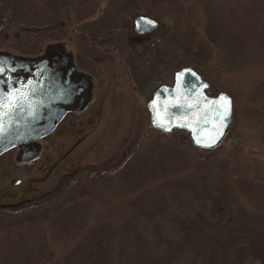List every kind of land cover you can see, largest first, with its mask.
Instances as JSON below:
<instances>
[{"label":"rangeland","instance_id":"1","mask_svg":"<svg viewBox=\"0 0 264 264\" xmlns=\"http://www.w3.org/2000/svg\"><path fill=\"white\" fill-rule=\"evenodd\" d=\"M140 16L160 29L137 36ZM213 27L222 34L215 42L207 36ZM55 42L92 76L94 102L41 143L34 163L0 161V206L41 203L0 211V264L81 257L118 264L133 256L137 264H165L158 245L173 237L172 246H181L168 264L190 257L264 264V0H0V52L44 54ZM183 68L200 73L211 95L235 102L229 136L215 151L193 148L183 132L150 127L148 101ZM143 161L159 169L140 173L134 186L133 168ZM17 178L23 184L13 187ZM62 210H74L67 232L48 221ZM127 220L134 222L130 246L122 240ZM8 234L29 255L16 253ZM153 254H160L154 263Z\"/></svg>","mask_w":264,"mask_h":264},{"label":"water","instance_id":"2","mask_svg":"<svg viewBox=\"0 0 264 264\" xmlns=\"http://www.w3.org/2000/svg\"><path fill=\"white\" fill-rule=\"evenodd\" d=\"M147 21H152L153 23L149 24ZM134 29L138 35L146 36L157 31L159 29V23L150 17L140 16L134 21ZM50 54L56 55L55 52H49L48 48L45 55L40 59L26 60L17 58L9 53L0 52V62L15 69V71L0 77V96L7 97L9 92L19 90L21 85L23 88L29 86V89L24 92L32 97L31 102L33 111L38 117L40 115L39 113L42 111V107L45 105L41 90L46 87L50 64L54 60L53 58H50ZM180 73H184V75L181 78V88L177 90V76ZM191 73H195V76ZM5 78H9L10 81H5ZM20 79L25 81L18 86L17 84ZM29 82L31 83L29 84ZM201 85H207V87L201 88ZM31 88L35 89L33 94H30ZM209 88V84L205 82L194 69L185 68L177 71L174 75L173 85L161 86L158 88L154 93L152 100L147 104L152 128L167 135H170L174 131L186 132L189 135L192 145L198 150L212 151L217 149L223 143L228 134L233 119L234 106L232 98L227 94L222 93L216 97L209 96ZM178 91L188 95L190 99L193 95L200 93L207 97L208 101H215L221 95L228 97L231 101V111L225 122L226 126L220 129L219 125L222 122L211 113L208 114L207 121L200 119L199 116L193 117V112L196 111V109L180 106V104L183 103L182 101L180 104L174 103V101L177 100ZM157 98L159 99L157 100V108L154 113L150 105L152 101ZM27 103L28 99L26 98L25 100L20 101V107L12 109L7 106V101H5V107L2 112H0V121H2L4 129L3 134L0 135V141L9 136L13 130L20 133L23 139L22 144L42 140L45 135L49 134L57 127L65 113L59 111V116L52 119L50 118L46 123L36 124L35 126L29 124L22 125L20 119L23 116H26L22 111L25 108L22 104ZM203 107L204 105L202 104L201 108ZM32 117L33 115H31V118ZM159 120L165 121L167 126L171 127V131H166L164 127L158 126ZM179 124H187L189 126H177ZM193 128L195 131H193ZM217 132H221L222 134L218 136L212 147H203L196 143V137H199L205 143L210 142L211 137L216 136ZM28 134L30 136L26 138L25 136ZM39 151L40 147L36 153L38 154Z\"/></svg>","mask_w":264,"mask_h":264},{"label":"flooded vegetation","instance_id":"3","mask_svg":"<svg viewBox=\"0 0 264 264\" xmlns=\"http://www.w3.org/2000/svg\"><path fill=\"white\" fill-rule=\"evenodd\" d=\"M48 48L49 52H55L56 55L50 54V58H53L54 60L50 64L49 75L46 80V87L41 90L45 105L42 107V111L37 117L33 111L31 102L32 97L28 94V103L22 104L25 106L22 111L26 116H23L20 119V123L22 125L29 124L31 126H35L36 124L46 123L48 120H50V118H56L60 114L59 111L65 113L57 127L39 141L22 144L23 139L20 133L13 130L9 136L0 141V161L11 158L12 155V157L15 156V159L17 158L18 161H20L18 164L24 165L34 163L38 158L37 155L39 153L37 154L36 152L39 147L42 146L41 143L45 139L49 138L52 134L58 132L62 125L65 124V122H67V120H69L72 116L87 112L94 102V80L89 73H86L81 69L82 64L76 59L75 55L68 51L67 47L62 42H55L47 45L45 48V53ZM45 53L37 55H15V57L26 60H37L43 57ZM5 81H10V79L7 78ZM24 81L23 79H20L17 85L20 86ZM28 89L29 86L23 88L22 85L19 88L20 91H25ZM34 90L35 89L31 88L30 94H33ZM233 105L234 119V100ZM31 115H33L32 118ZM230 127L226 138L229 136ZM29 136L30 135L28 134L25 137L27 138ZM10 182L13 187H20L23 184V178H17L14 180L12 179ZM20 204L26 205L27 202Z\"/></svg>","mask_w":264,"mask_h":264},{"label":"trees","instance_id":"4","mask_svg":"<svg viewBox=\"0 0 264 264\" xmlns=\"http://www.w3.org/2000/svg\"><path fill=\"white\" fill-rule=\"evenodd\" d=\"M208 38L210 39V41L211 42H215V41H217V40H219L220 39V37H222V34H221V32H220V30L218 29V27H213L209 32H208ZM187 139H188V137H187ZM188 141H189V139H188ZM189 144H190V141H189ZM140 165H138V166H136V167H134L133 168V172H135L134 173V175L131 177V178H135V177H137L140 173H144V178L145 177H151L152 175H154V170H157V169H159V167H157V164H155L153 161H151V162H147V161H143V162H140L139 163ZM156 166V167H155ZM124 179L125 180H128V178H130V176H127V174L126 175H124ZM130 178V179H131ZM144 178H138V179H136L135 178V185L134 186H137L140 182H142L143 181V179ZM132 181V180H131ZM187 191H189V193L190 194H192V195H194L196 192V190L197 189H195V190H191L190 188H187L186 189ZM262 200H263V202H264V192H263V194H262ZM159 201L158 200H155L150 206H151V208H149V211L152 209V207H157L158 206V203ZM148 204V203H147ZM40 204H36V205H33V206H39ZM32 205L31 206H29V207H33ZM28 207V206H27ZM139 207V206H138ZM149 207V205L148 206H143V207H139V208H142V211H143V213H145V212H147V208ZM7 210V209H6ZM73 217H74V210H69V211H60V212H58L57 214H55V215H53V216H50L49 217V219H48V221L54 226V227H57L60 231H62V232H67L69 229H72L71 228V224H72V222H73ZM132 217L135 219L136 218V215H132ZM131 220V219H130ZM132 221H133V219H132ZM132 221H129V220H127L126 222H128L125 226H124V228L126 227V226H128V227H126L124 230H126L127 231V228H129L130 230L133 228V223H131ZM34 222H36V223H39V220L36 218V216H35V221ZM171 224H172V226H171V228H172V230L173 231H176V226L174 225V222L172 223L171 222ZM135 228V227H134ZM124 230H123V233H124ZM177 232V231H176ZM28 238V237H27ZM38 239H37V241L38 240H40L41 241V239L39 238V237H37ZM160 238H162V239H164V235H162ZM174 239H175V241H173V242H168V243H161L160 245H158V246H160V249L159 250H161L160 252L162 253L163 252V248L165 247V261H166V263L165 264H168V263H170L171 261H173V258H177L178 257V255H177V253H176V251L175 250H178V248L181 246V245H178L177 244V246L176 247H174V246H172V243L174 244V243H176L177 241H176V237H173ZM123 239H125L126 240V243H128L129 244V246L132 244V240H130V236H129V232L127 231L126 233H124V235L122 236V240ZM140 239V238H139ZM24 240H27V239H24ZM28 243H29V245L28 246H32V242H31V240L28 238ZM187 241H189L190 243H191V245H193V242H191V240L190 239H188ZM187 241H185V242H187ZM6 243H9L10 245H12V246H15L16 247V249H18V252H16V253H20V252H22V253H24V256L25 255H29V253H26L24 250H23V247L22 246H20L18 243H12V241H11V236L8 234L7 235V237H6ZM184 244V243H183ZM172 246V248L170 249V247ZM25 249V248H24ZM181 254H183V253H181ZM79 258L77 255L75 256V258ZM124 257V256H123ZM183 257V256H182ZM181 257V258H182ZM160 259V254L159 255H156V254H153V255H150V262H152V263H154V261L156 262L157 260H159ZM193 259V257L191 258H189V259H187V263L188 264H196V262L195 261H193L192 260ZM21 260H23V259H21ZM83 260V257H81V258H79L78 260H76V262H74V263H70V264H87V263H85L84 262V260ZM122 260V259H121ZM120 260V261H121ZM127 260L128 259H126L125 258V261H122V262H119L118 264H137V259H136V257L135 256H133V258H132V260L131 261H128L127 262ZM183 261L185 262V257L183 258ZM168 262V263H167ZM22 264H24L23 262H21ZM109 264V263H108Z\"/></svg>","mask_w":264,"mask_h":264},{"label":"snow or ice","instance_id":"5","mask_svg":"<svg viewBox=\"0 0 264 264\" xmlns=\"http://www.w3.org/2000/svg\"><path fill=\"white\" fill-rule=\"evenodd\" d=\"M147 23L152 24V21H147ZM15 71L14 68L9 67L8 65L0 62V77L5 76L6 74ZM193 76H195V73H191ZM184 73H180L177 76V84L176 89L179 90L181 88V78L183 77ZM31 82H29L30 84ZM195 87V86H193ZM201 88H206L207 85H201ZM28 93L20 90H13L7 94V97L0 96V112L5 107V101H7V106L9 108L15 109L20 107V101L25 100L27 98ZM157 99H154L150 105V107L153 109L154 113L156 112L157 108ZM183 102L180 104V102ZM176 104H180V106H185L188 108L196 109V111L193 112V117L199 116L200 119H203L207 121L208 114L211 113L213 116L217 117L222 123H220L219 128L222 129L226 126V120L228 115H230L231 111V101L228 97L221 95L217 100L215 101H208L207 97L203 96L202 93L195 94L189 98L188 95L184 94L183 92L178 91L177 100L174 101ZM204 105L203 108H201V105ZM191 123V122H189ZM158 126L164 127L166 131H171V127L167 126V123L163 120L158 121ZM177 126L184 127L189 126L187 124H179ZM215 127V124H214ZM3 124L2 121H0V135L3 134ZM193 131L195 129L193 128ZM222 134L221 132H217L216 136L211 137L210 142L205 143L202 141L199 137H196V143L203 146V147H212L215 143L218 136Z\"/></svg>","mask_w":264,"mask_h":264}]
</instances>
